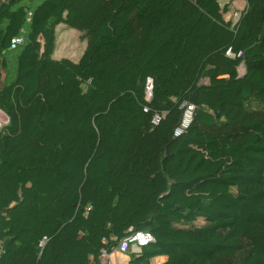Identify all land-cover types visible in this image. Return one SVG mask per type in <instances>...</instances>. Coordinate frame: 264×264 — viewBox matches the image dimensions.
<instances>
[{
    "label": "trees",
    "instance_id": "trees-1",
    "mask_svg": "<svg viewBox=\"0 0 264 264\" xmlns=\"http://www.w3.org/2000/svg\"><path fill=\"white\" fill-rule=\"evenodd\" d=\"M245 1L234 22L221 0H0V264H103L138 231L128 264H264V0ZM61 24L78 61L53 57Z\"/></svg>",
    "mask_w": 264,
    "mask_h": 264
},
{
    "label": "rangeland",
    "instance_id": "rangeland-1",
    "mask_svg": "<svg viewBox=\"0 0 264 264\" xmlns=\"http://www.w3.org/2000/svg\"><path fill=\"white\" fill-rule=\"evenodd\" d=\"M221 3L224 5L226 3L230 4V10L225 15L228 20L236 22L241 14V12L246 7L245 0H221ZM30 7L34 6V3H29L26 1ZM82 32L78 29L69 27L67 25L61 24L56 28V46L53 53V57L56 59L62 57H68L74 61H78L84 53L87 42L86 39H83ZM12 62V60H11ZM15 63L10 64L9 67V76L12 77L15 72ZM7 123L6 116L4 113L0 112V130Z\"/></svg>",
    "mask_w": 264,
    "mask_h": 264
},
{
    "label": "built area",
    "instance_id": "built-area-1",
    "mask_svg": "<svg viewBox=\"0 0 264 264\" xmlns=\"http://www.w3.org/2000/svg\"><path fill=\"white\" fill-rule=\"evenodd\" d=\"M32 16V12H28V18L27 22L30 21V17ZM24 36H18L15 39L11 41V49H15L17 46L21 45L24 42ZM228 54H230V51H228ZM149 86L147 88L149 95H151V89H152V81L149 80ZM193 105H188L181 125L175 130V135L179 136L183 133V131L189 127L193 120ZM159 117H156L154 122L158 123ZM153 240V236L150 232L147 231H138L134 232L133 234L127 236L124 238L118 247V250L121 252L126 253L129 249H135L140 250L141 247L151 243ZM44 242L41 243L43 245ZM100 260L103 264H111V253L107 252L106 250H103L100 255Z\"/></svg>",
    "mask_w": 264,
    "mask_h": 264
},
{
    "label": "crops",
    "instance_id": "crops-1",
    "mask_svg": "<svg viewBox=\"0 0 264 264\" xmlns=\"http://www.w3.org/2000/svg\"><path fill=\"white\" fill-rule=\"evenodd\" d=\"M11 59H12V62L10 61V64H14V63L16 64V59L13 58L12 55H11ZM133 251H136V250L133 249ZM165 260H166L165 256H159L153 259V263L159 264ZM128 262H129V255L127 253L121 252L118 249L111 253V264H128Z\"/></svg>",
    "mask_w": 264,
    "mask_h": 264
}]
</instances>
